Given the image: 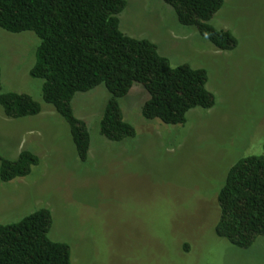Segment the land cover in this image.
I'll list each match as a JSON object with an SVG mask.
<instances>
[{
    "label": "rangeland",
    "instance_id": "1",
    "mask_svg": "<svg viewBox=\"0 0 264 264\" xmlns=\"http://www.w3.org/2000/svg\"><path fill=\"white\" fill-rule=\"evenodd\" d=\"M125 2L120 30L154 43L172 66L204 69L214 108L165 126L141 116L148 95L135 86L121 110L136 135L115 143L98 129L106 89L76 94L74 114L90 135L82 164L66 122L42 100L43 81L29 76L37 37L0 30L2 91L28 94L41 106L21 119L0 107V157L28 150L39 159L25 178L0 182V224L48 209L49 239L69 246L71 264H264V237L239 250L215 235L227 171L241 158L264 155V0H224L211 19L238 40L229 52L180 26L162 0Z\"/></svg>",
    "mask_w": 264,
    "mask_h": 264
},
{
    "label": "trees",
    "instance_id": "2",
    "mask_svg": "<svg viewBox=\"0 0 264 264\" xmlns=\"http://www.w3.org/2000/svg\"><path fill=\"white\" fill-rule=\"evenodd\" d=\"M162 1L180 26L195 28L219 51H233L238 46L232 33L209 24L224 0ZM125 8V0H0V30L31 32L37 37L29 76L43 81L42 100L66 122L82 164L88 161L90 135L85 122L74 114L76 94L101 86L106 89L108 98L98 129L115 143L136 135L121 110L122 99L135 86L148 95L141 116L165 126H183L190 111L215 106L204 69L172 66L154 43L120 30L119 16ZM0 107L9 119L41 112L40 104L28 94L2 91L1 68ZM38 163V157L28 150L15 159L0 157V182L25 178ZM217 205L218 238L248 250L264 237V155L241 158L230 167L218 191ZM51 227L52 215L45 208L17 222L0 224V264H71L69 246L49 239Z\"/></svg>",
    "mask_w": 264,
    "mask_h": 264
}]
</instances>
